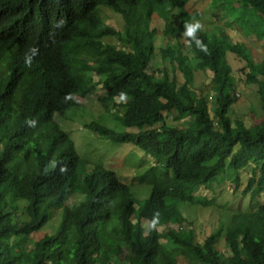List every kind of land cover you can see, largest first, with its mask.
Listing matches in <instances>:
<instances>
[{
	"label": "trees",
	"instance_id": "trees-1",
	"mask_svg": "<svg viewBox=\"0 0 264 264\" xmlns=\"http://www.w3.org/2000/svg\"><path fill=\"white\" fill-rule=\"evenodd\" d=\"M189 2L0 0V264H264V204L233 215L202 243L177 209L201 202L195 197L201 186L229 180L237 189L239 171L249 164L254 169L243 195L257 172L264 180V62L253 63L246 47L221 28L198 33L210 55L188 48L183 23L199 20L197 11L185 10ZM213 6L228 26L264 41V0H214ZM105 10L121 19V30L103 20ZM154 15L164 21L166 43L159 48L150 28ZM32 46L39 55L26 67L23 54ZM157 49L170 53V69L155 77L148 69ZM228 54L244 62L246 83L258 86L263 115L250 127L228 116L239 101ZM206 70L212 75V123L207 99L193 86L194 73ZM99 85L110 89L97 97L103 109H114L116 120L136 132L119 134L95 122L85 128L136 146L160 169L140 204L114 172L98 166L87 171L88 162L54 120L81 106L79 99L95 95ZM121 90L131 97L126 104L114 99ZM168 114L189 119L188 126L168 125ZM27 118L37 126L28 127ZM70 194L80 200L66 206ZM61 207L58 227L37 239ZM136 207L151 219L154 211L161 214L147 234ZM169 224L176 228L159 232ZM221 233L227 257L218 249Z\"/></svg>",
	"mask_w": 264,
	"mask_h": 264
},
{
	"label": "rangeland",
	"instance_id": "rangeland-1",
	"mask_svg": "<svg viewBox=\"0 0 264 264\" xmlns=\"http://www.w3.org/2000/svg\"><path fill=\"white\" fill-rule=\"evenodd\" d=\"M213 4L214 0H190L185 10L198 12L199 21L203 25V32L212 34L216 29L221 28L233 43L243 44L246 47L253 63L259 64L264 62V41H260L254 36L246 37L236 25L228 26L226 20L221 18L222 11L219 12L216 10ZM179 12V9L172 10L175 19ZM103 20L109 26L119 30L122 29L121 19L109 10H105ZM150 28L156 30V47L159 48L160 45H164L166 43V39L162 35L164 21L154 15L150 23ZM109 42L115 45L117 44L113 39H110ZM121 45L123 44L119 46ZM183 50L186 51V48ZM169 58L170 53L167 50L162 52L157 49L152 65L148 69L149 73L158 77L163 68L170 69ZM227 60L237 79L238 86L234 94L239 100L238 103L229 109L228 116L232 121L242 120L247 127H250L255 121L259 122L263 115L259 103L258 86L255 83H246L245 73L248 70L245 68L243 61L232 54H228ZM94 80L97 81V78H94ZM193 81V86L209 103V114L212 123L214 111L212 75L208 70L206 72H195ZM108 92H110L109 88L104 85H99L95 95L79 99L81 106L69 107L62 116H56L54 120L73 141L79 157L88 162L87 171L98 166L114 172L121 183L130 187L131 197L140 204L148 198L151 183L160 173V169L156 167L153 159L145 155L134 145L113 143L101 139L92 130L85 128L86 125L95 122L119 134L136 132L134 128L123 126L116 120V112L114 109L110 112H106L103 109L97 97L104 96ZM174 116V114H168L166 116L165 121L168 125L177 128H185L188 126L189 119L175 120L173 119ZM253 169V164H249L239 171L237 189H235V185L229 180H225L220 184H212L210 187L201 186L195 193V197L200 198L201 202L177 205V209L188 222L187 227L194 231L195 241L197 243H202L206 237L224 228L233 215L252 212L259 205L264 204V180L258 172L256 173V182L251 192L246 196L242 193L247 186V180L251 177ZM79 200L80 196L78 194H70L65 205L69 206L78 203L77 201ZM16 204L21 213H24V202L16 198ZM61 214L62 207L54 209L49 222L41 229L36 238L38 239L44 234H52L58 227ZM136 214L140 216L145 234H147L151 228L150 214L147 211L141 212L139 207H136ZM174 228H176L174 224H169L164 227H159L158 230L159 232H166ZM218 249L224 257L229 255L222 239V233L219 237Z\"/></svg>",
	"mask_w": 264,
	"mask_h": 264
},
{
	"label": "clouds",
	"instance_id": "clouds-1",
	"mask_svg": "<svg viewBox=\"0 0 264 264\" xmlns=\"http://www.w3.org/2000/svg\"><path fill=\"white\" fill-rule=\"evenodd\" d=\"M203 30L202 23L193 18L191 22L183 23V31L181 32V39L185 40L186 46L188 48H192L195 45V48L201 52H204L205 55H210V50L208 46L204 43V41L199 37L198 33ZM39 55V49L37 47H28L23 54V62L26 67H31L33 62L36 60V57ZM71 94H66L70 96ZM114 99H117L119 103H128L131 100V97L126 91H118ZM25 124L30 128H35L38 124V121L33 118H27L25 120ZM160 212L156 210L153 212L152 219L150 222V227L155 229L160 220Z\"/></svg>",
	"mask_w": 264,
	"mask_h": 264
}]
</instances>
